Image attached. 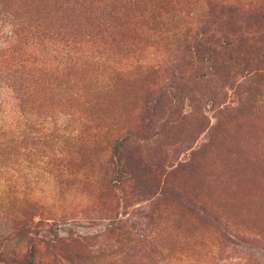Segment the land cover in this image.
Here are the masks:
<instances>
[{
  "label": "rangeland",
  "instance_id": "obj_1",
  "mask_svg": "<svg viewBox=\"0 0 264 264\" xmlns=\"http://www.w3.org/2000/svg\"><path fill=\"white\" fill-rule=\"evenodd\" d=\"M22 1L76 55L39 105L85 141L61 188L0 179V264H264V0Z\"/></svg>",
  "mask_w": 264,
  "mask_h": 264
},
{
  "label": "trees",
  "instance_id": "obj_2",
  "mask_svg": "<svg viewBox=\"0 0 264 264\" xmlns=\"http://www.w3.org/2000/svg\"><path fill=\"white\" fill-rule=\"evenodd\" d=\"M25 6L22 0H0V179L7 185L19 186L37 169L48 176L56 188H61L66 178L75 175L70 150L72 147L80 149V143L85 140L77 130L70 129L69 117H63L61 112L52 116L43 112L38 85H47L41 82L40 73L55 70L62 74L70 67L75 53L70 46L50 40L49 51L38 54L41 42L31 43L29 36L42 35L47 26L53 27L54 23L40 18L31 25L28 20H32L33 15ZM230 9L231 13L237 12ZM33 57L39 58L38 67L36 62L33 65ZM204 83L205 80L195 82L196 85ZM136 138L127 136L114 143L112 164L117 160L127 169L126 156L141 148ZM70 143L74 146L70 147ZM121 183L127 186L129 181ZM18 192L23 193V189L18 188Z\"/></svg>",
  "mask_w": 264,
  "mask_h": 264
},
{
  "label": "clouds",
  "instance_id": "obj_3",
  "mask_svg": "<svg viewBox=\"0 0 264 264\" xmlns=\"http://www.w3.org/2000/svg\"><path fill=\"white\" fill-rule=\"evenodd\" d=\"M7 28L10 29L11 28V25H8Z\"/></svg>",
  "mask_w": 264,
  "mask_h": 264
}]
</instances>
